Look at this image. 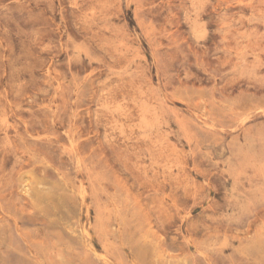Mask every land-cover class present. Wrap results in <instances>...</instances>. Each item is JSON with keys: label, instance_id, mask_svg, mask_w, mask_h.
I'll return each mask as SVG.
<instances>
[{"label": "rangeland", "instance_id": "obj_1", "mask_svg": "<svg viewBox=\"0 0 264 264\" xmlns=\"http://www.w3.org/2000/svg\"><path fill=\"white\" fill-rule=\"evenodd\" d=\"M0 264H264V0H0Z\"/></svg>", "mask_w": 264, "mask_h": 264}]
</instances>
